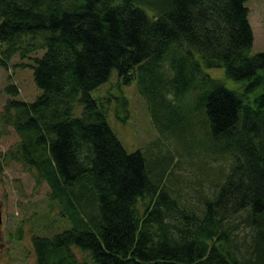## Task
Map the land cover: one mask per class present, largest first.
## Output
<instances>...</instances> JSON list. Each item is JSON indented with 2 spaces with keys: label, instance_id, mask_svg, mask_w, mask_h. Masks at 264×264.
Masks as SVG:
<instances>
[{
  "label": "trees",
  "instance_id": "16d2710c",
  "mask_svg": "<svg viewBox=\"0 0 264 264\" xmlns=\"http://www.w3.org/2000/svg\"><path fill=\"white\" fill-rule=\"evenodd\" d=\"M248 1L0 0V66L19 56L42 90L27 102L6 86L0 122L21 137L8 153L74 223L33 237L38 264H86L75 247L93 264H264V51ZM114 72L138 83L160 134L227 163L200 208L171 196L172 159L129 152L112 130L91 92Z\"/></svg>",
  "mask_w": 264,
  "mask_h": 264
},
{
  "label": "rangeland",
  "instance_id": "374dc122",
  "mask_svg": "<svg viewBox=\"0 0 264 264\" xmlns=\"http://www.w3.org/2000/svg\"><path fill=\"white\" fill-rule=\"evenodd\" d=\"M246 5L254 32L252 53L256 54L264 51V0H250ZM41 55L42 52L25 61L29 65L34 64V58ZM22 63V59L15 56L8 68L0 66V113L11 98L5 90L9 84L18 86L19 100L33 102L42 94L34 81L33 68L22 67ZM204 70L211 77L224 81L231 89H239L244 83L229 78L223 67H205ZM91 95L106 112L109 125L127 151L140 150L148 160L149 156L153 160L172 159L174 175L168 187L171 196L178 198L185 208H200L203 199L216 192L218 171L221 166L227 168V163L219 160L209 162V159L205 162L204 148L201 145L191 143L192 145L185 146L160 134L151 119L148 100L136 81L124 84L114 72ZM20 141V135L12 126H3L0 122V205L3 211L0 264H38L32 244L33 237H52L74 226L63 215L59 201L50 197L52 190L48 182L41 181L36 170L29 165L11 158L8 152L17 150ZM236 224L241 247L245 249L250 240V230L241 220ZM13 235L15 237L12 240ZM20 235H23L21 240ZM74 252L82 262L93 264L85 252L76 247Z\"/></svg>",
  "mask_w": 264,
  "mask_h": 264
},
{
  "label": "flooded vegetation",
  "instance_id": "af4514ba",
  "mask_svg": "<svg viewBox=\"0 0 264 264\" xmlns=\"http://www.w3.org/2000/svg\"><path fill=\"white\" fill-rule=\"evenodd\" d=\"M0 172H1V170H0ZM0 207H1V205H0ZM1 210H2V207H1ZM2 217H3V211H2ZM1 228H2V224H1V226H0V230H1ZM18 229H20V228H18ZM22 229H20V231H21ZM23 231V230H22ZM21 233V232H20ZM23 234H24V231H23ZM23 236V235H22ZM21 235H20V237H19V239L21 240V237H22ZM14 237H15V235H13V237H12V240L14 239ZM2 239V237L0 236V240Z\"/></svg>",
  "mask_w": 264,
  "mask_h": 264
},
{
  "label": "water",
  "instance_id": "95a60500",
  "mask_svg": "<svg viewBox=\"0 0 264 264\" xmlns=\"http://www.w3.org/2000/svg\"><path fill=\"white\" fill-rule=\"evenodd\" d=\"M2 222H3V218H2V211H1V208H0V226H1Z\"/></svg>",
  "mask_w": 264,
  "mask_h": 264
}]
</instances>
